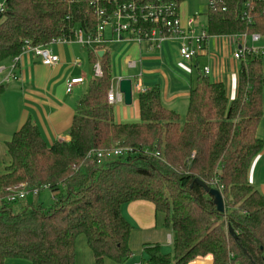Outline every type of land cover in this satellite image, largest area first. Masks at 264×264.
<instances>
[{"label": "trees", "instance_id": "trees-1", "mask_svg": "<svg viewBox=\"0 0 264 264\" xmlns=\"http://www.w3.org/2000/svg\"><path fill=\"white\" fill-rule=\"evenodd\" d=\"M129 1L4 0L0 65L20 56L25 45L69 42L75 31L94 36L100 24L97 13L111 17ZM184 1L175 0V5ZM219 1L221 6L206 17L208 36L264 38V0L250 5L249 24L239 20L244 0ZM87 51L102 75L87 83L76 102L69 141L48 147L28 119L6 143L8 161L0 173V264L9 259L75 264L79 237L93 264H124L131 255V226L120 208L135 201L151 203L171 237L169 255L157 245L142 248L146 264L196 259L264 264V198L247 181L249 166L263 148L257 133L263 128L264 57L250 54L240 61L238 95L232 102L222 84L198 73L182 123L162 107L158 92L149 90L138 95L140 122L116 124L106 97L114 86L107 56ZM5 87L0 84V96ZM114 150L123 155L98 162L87 158L90 152ZM195 180L221 194L223 213ZM19 190H36L37 196L47 190L53 203L7 201Z\"/></svg>", "mask_w": 264, "mask_h": 264}, {"label": "crops", "instance_id": "crops-1", "mask_svg": "<svg viewBox=\"0 0 264 264\" xmlns=\"http://www.w3.org/2000/svg\"><path fill=\"white\" fill-rule=\"evenodd\" d=\"M189 15L195 17L196 22L206 23V12L188 14L182 8L179 12L182 25ZM103 36L105 45L99 52L107 56L114 88L124 79L130 80L132 85L131 105L125 106L123 102L117 103L115 108L116 104L112 105L116 124L140 122L138 95L149 90H156L162 107L177 114L183 122L189 94L196 85L198 73L205 69L211 82L223 85L228 102L237 98L240 62L233 59L237 46L230 36H209L203 53L190 61H184L179 55L180 43L175 38L166 37L160 44L136 43L127 35L116 38L110 29ZM48 49L57 56V64L45 66L37 57L21 56L17 63L18 80L6 84L0 96V173L8 161L6 143L28 119L38 128L48 147L68 142L76 102L85 94L87 83L93 80V64L86 48L71 41L51 44ZM74 78H82L83 83L67 94L65 83ZM257 137L263 141V148L249 166L247 181L264 198V135L258 131ZM120 213L131 226L129 249H139L143 255L144 246L157 245L161 254L169 255L162 251L171 248V237L163 228L162 215L155 214L151 203H127L121 206ZM78 240L84 239L79 237ZM189 264H210V260L196 259Z\"/></svg>", "mask_w": 264, "mask_h": 264}, {"label": "built area", "instance_id": "built-area-1", "mask_svg": "<svg viewBox=\"0 0 264 264\" xmlns=\"http://www.w3.org/2000/svg\"><path fill=\"white\" fill-rule=\"evenodd\" d=\"M256 1L258 2L260 0H244L245 4L239 11L240 21L247 22V24L250 23V5ZM175 4V0H140L139 2L137 0H130L126 4L119 5L111 17H105V13L99 11L97 16L100 24L97 27L96 34L94 36L84 35L81 31H75L72 42L77 43L82 48L90 49L97 56L98 52L105 45L103 34L108 28L116 38L127 35L130 41L136 43L160 44L166 41V37H170L171 39L175 38L179 41V55L181 58L184 61H190L204 51L206 40L209 37L206 23L196 22L195 17L192 18L189 15V18L182 25L179 19V6L177 7ZM3 5V3L0 4V12L3 11ZM218 6H221L219 0H207L206 16L209 11L218 8ZM221 10L224 12L226 9L223 7ZM230 38L237 46V49L233 53L234 60L240 62L245 56L250 54H259L264 57V48H256V45L264 39L260 35L240 34L230 36ZM67 42L53 41L49 45ZM49 45L36 48L25 45L20 56L14 58L8 65H0V84H8L18 80L17 63L21 56L31 55L37 57L45 66L57 64L58 58L50 52L48 49ZM207 73L208 71L205 69L203 74L207 75ZM101 75V67L97 61L92 66V78L93 80H97ZM82 83V78L69 79L65 83V92L70 94L76 85ZM135 89L140 91L138 87H135ZM106 97L109 105L122 102L121 95L114 86L110 87ZM262 134L264 135V122ZM121 155H123L121 150L90 152L87 154V158L93 157L98 162L101 159L116 158ZM31 193L34 196L37 195L36 190H32ZM27 194L28 191L19 190L15 195L10 196L7 201L13 202L16 199L23 200Z\"/></svg>", "mask_w": 264, "mask_h": 264}, {"label": "rangeland", "instance_id": "rangeland-1", "mask_svg": "<svg viewBox=\"0 0 264 264\" xmlns=\"http://www.w3.org/2000/svg\"><path fill=\"white\" fill-rule=\"evenodd\" d=\"M4 0H0V4H2ZM206 6H207V0H185L184 3H182L179 6V12L181 9L185 8L188 14L191 13H204L206 12ZM191 16V15H190ZM199 18H203L202 15H199ZM256 48H264V39L260 41L259 44L256 45ZM1 80V77H0ZM115 107H118L117 104ZM125 108V107H124ZM127 109V108H125ZM182 122V121H181ZM33 203L41 204L45 207H49L53 203V198L51 196V193L47 190H41L38 194V196H33L32 194H28L25 197V201H23V204L31 205ZM14 210L17 209V206L15 205L13 207ZM164 254H171V248H164L162 251ZM130 257L126 260L124 264H146L145 263V256L142 255L139 252V249H130ZM75 264H93L92 257L90 254V251L87 248V245L85 241L83 240H76L75 244ZM5 264H28L22 261L9 259L5 262ZM105 264H112L110 262H105Z\"/></svg>", "mask_w": 264, "mask_h": 264}, {"label": "water", "instance_id": "water-1", "mask_svg": "<svg viewBox=\"0 0 264 264\" xmlns=\"http://www.w3.org/2000/svg\"><path fill=\"white\" fill-rule=\"evenodd\" d=\"M102 52L97 54L98 58H101ZM118 92L121 95L122 102L125 106L131 105L132 102V85L128 79L120 80L117 84ZM194 184L201 187L204 192L212 199V203L218 213L224 212V203L221 194L216 189H209L204 183L199 180H195ZM228 233L235 237L230 227L227 228Z\"/></svg>", "mask_w": 264, "mask_h": 264}]
</instances>
